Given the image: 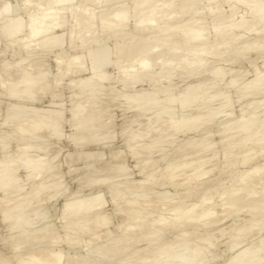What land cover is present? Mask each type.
<instances>
[{"label": "clouds", "instance_id": "1", "mask_svg": "<svg viewBox=\"0 0 264 264\" xmlns=\"http://www.w3.org/2000/svg\"><path fill=\"white\" fill-rule=\"evenodd\" d=\"M0 264H264V0H0Z\"/></svg>", "mask_w": 264, "mask_h": 264}, {"label": "bare ground", "instance_id": "2", "mask_svg": "<svg viewBox=\"0 0 264 264\" xmlns=\"http://www.w3.org/2000/svg\"><path fill=\"white\" fill-rule=\"evenodd\" d=\"M9 3H11L13 5V15H15V8H16V0H8ZM106 71H111V69H105ZM59 147L54 146L53 147V151H58ZM64 155H67V148L65 149ZM79 166V165H77ZM74 178V177H73Z\"/></svg>", "mask_w": 264, "mask_h": 264}, {"label": "rangeland", "instance_id": "3", "mask_svg": "<svg viewBox=\"0 0 264 264\" xmlns=\"http://www.w3.org/2000/svg\"><path fill=\"white\" fill-rule=\"evenodd\" d=\"M11 1H13V0H11Z\"/></svg>", "mask_w": 264, "mask_h": 264}]
</instances>
